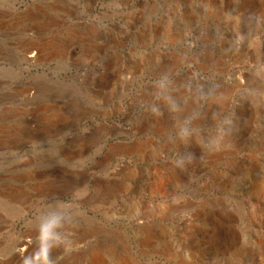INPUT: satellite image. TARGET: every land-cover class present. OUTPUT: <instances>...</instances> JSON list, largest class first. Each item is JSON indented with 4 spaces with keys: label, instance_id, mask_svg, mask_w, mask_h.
Instances as JSON below:
<instances>
[{
    "label": "rangeland",
    "instance_id": "1",
    "mask_svg": "<svg viewBox=\"0 0 264 264\" xmlns=\"http://www.w3.org/2000/svg\"><path fill=\"white\" fill-rule=\"evenodd\" d=\"M0 264H264V0H0Z\"/></svg>",
    "mask_w": 264,
    "mask_h": 264
},
{
    "label": "bare ground",
    "instance_id": "2",
    "mask_svg": "<svg viewBox=\"0 0 264 264\" xmlns=\"http://www.w3.org/2000/svg\"><path fill=\"white\" fill-rule=\"evenodd\" d=\"M37 50L38 51V55L40 53V48L36 45H30L29 47L26 48L25 50V54L26 53H30L31 50ZM46 121V120H45ZM47 122V121H46ZM159 126V125H158ZM135 148L137 150L142 148V145H137L135 146ZM35 239H30V240H25L22 239L18 242V244L16 245V247L14 248L13 252H11L12 258L13 259H17V258H21L23 256L28 255L31 251H32V244L35 242Z\"/></svg>",
    "mask_w": 264,
    "mask_h": 264
}]
</instances>
